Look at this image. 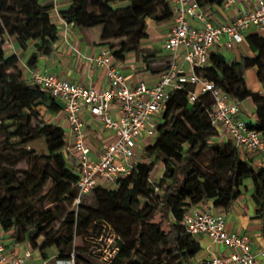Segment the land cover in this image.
I'll use <instances>...</instances> for the list:
<instances>
[{
  "label": "trees",
  "instance_id": "16d2710c",
  "mask_svg": "<svg viewBox=\"0 0 264 264\" xmlns=\"http://www.w3.org/2000/svg\"><path fill=\"white\" fill-rule=\"evenodd\" d=\"M114 1L71 0L70 6L59 13L66 23L79 29L102 26L103 45L110 44L112 39L128 38L132 45L124 41L119 43L111 49L113 56L122 61L128 53L134 52L151 66L149 51L143 46L149 36L148 19L169 21L173 17L170 2L121 0L129 5L113 8L111 3ZM199 1L202 6L211 2ZM215 1L223 4L225 0ZM54 6L53 2L43 0H0V34L15 37L22 50H27L31 43L36 48L27 60L29 67H37L41 55L49 56L55 50L59 29L53 18ZM11 7L17 14L7 13ZM90 8L98 12H91ZM243 42L250 55L241 54L238 59L231 60L222 53L211 52L209 63L197 73L215 82L233 100L241 102L251 98L259 109L264 110V94L254 92L246 80V71L256 67L264 88V34L250 32ZM19 63V55H7L0 44V111L11 113L10 119L16 121V130L10 134L22 139L23 151L38 155L42 150L53 167L35 165L26 171L23 179L4 169L0 184H5L9 193L0 197V229L10 232L8 239L13 242H27L34 249L55 246L61 259L70 260L73 227L69 236L55 239L46 232V223L53 217L51 212L34 214L26 208L27 199L43 191L50 180L55 200L75 201L78 195L75 186L78 176L69 168V158L63 152L65 128L45 116V112L47 115L59 113L63 106L48 91L31 84ZM213 104L209 93L191 102L187 90L173 91L159 121L154 142L144 150L153 161L138 163L114 188L97 186L82 197L79 207L93 197L104 217L108 212L124 215L114 221L118 251L111 258L112 264H195L194 258L202 247L183 223L188 207L200 203L207 205L212 201L214 207L228 214L248 180L253 185L258 207L256 218L264 222V168L254 165L250 159H243L232 141L211 142L221 137L211 120ZM248 125L264 136V118L257 124ZM209 148L213 149L214 156L211 164L206 166L203 155ZM74 161L73 166L79 167L76 159ZM158 161L163 162L164 170L159 182L153 184L148 175ZM20 184H24L23 193L19 191ZM141 198H146L147 203L137 209ZM41 238H44L42 242Z\"/></svg>",
  "mask_w": 264,
  "mask_h": 264
},
{
  "label": "built area",
  "instance_id": "2783aa9c",
  "mask_svg": "<svg viewBox=\"0 0 264 264\" xmlns=\"http://www.w3.org/2000/svg\"><path fill=\"white\" fill-rule=\"evenodd\" d=\"M168 1L174 19L164 45L169 56L168 66L154 83L142 80L135 86L130 85L121 60L105 48L90 57L92 62L105 69L107 81L101 88L76 83L26 64L28 81L48 91L63 106L61 111L67 120L63 152L68 157L74 156L79 166L75 183L78 188L76 204L97 186L114 188L120 178L131 174L142 162L138 153L139 141L155 139L161 116L171 93L176 90H187L191 102L198 100L202 94H211L214 100L212 123L219 129L221 137H229L220 144L232 141L238 149L243 148L249 153L259 151L264 156L263 133L250 127L240 117V103L215 82L197 73L209 63L216 45L232 50L244 41L251 29L264 32V0H251L250 9H243L238 16L219 23L210 18L199 0ZM236 1L225 0L223 6L231 10ZM54 11L59 15L56 5ZM114 111L116 115H113ZM86 114L96 118L113 135L101 150L94 149L90 144ZM96 126L94 123L90 127L95 130ZM218 138L211 142L218 144ZM183 223L194 237L208 235L230 249L229 253L214 255L203 264L258 263L249 235L230 232L224 215L202 208L186 213ZM26 244L22 253L11 254L0 234V264H29L34 250ZM117 251L114 246L111 258ZM261 254L264 255V249ZM62 261L64 264H76L75 257Z\"/></svg>",
  "mask_w": 264,
  "mask_h": 264
},
{
  "label": "rangeland",
  "instance_id": "374dc122",
  "mask_svg": "<svg viewBox=\"0 0 264 264\" xmlns=\"http://www.w3.org/2000/svg\"><path fill=\"white\" fill-rule=\"evenodd\" d=\"M43 1L46 2V0ZM56 1L59 7L61 3L66 2V0ZM128 5L129 2L121 0H116L111 3L113 8H123ZM90 11L95 13L98 12L95 8H90ZM16 12V9L13 7L9 8L7 11L9 14H17ZM165 23L169 24L168 22ZM1 24L2 19L0 17V25ZM96 28L101 31L102 35V26H98ZM123 41L127 42L129 46L132 45L128 38L112 39L110 44L104 45L105 49L112 52L111 49L113 47L116 48L118 44ZM163 41L164 35H161L160 32H156V34H154V36L147 41L148 43H144V47L146 48L148 45L151 46L150 49L154 51L158 60L157 68H160L164 72L168 66V59L162 52L164 46ZM100 43L102 44L101 39ZM0 44L3 45L7 55L13 53L17 54V52H19L15 43V38L11 37L7 33L0 34ZM35 50L36 48L34 44L31 43L27 50H21L19 52V57L27 61L31 53ZM128 54L136 55L134 52H130ZM42 56L44 55H41L40 57ZM19 65L21 66V61ZM246 80L247 85L254 92H258L262 89V83L258 78L256 67L249 68L246 71ZM1 96L0 88V99L2 98ZM239 103L240 117L247 123L252 122L253 124H257L259 121H262L264 118V110L261 108L259 109L252 99H246ZM41 110L43 111L42 108ZM10 115L11 113L0 111V180L3 178L4 169L19 174L20 178L23 179L26 171L31 170L35 165L40 168H52L53 164L49 163L44 157V152L42 150H39L38 155H30L29 153L23 151L22 148L24 143L22 142V139L11 136L10 132H14L17 125L15 120L10 119ZM45 116L49 118V115H47L46 112ZM99 126L101 129V137L98 138V135H95L94 133H90L89 136L90 144L96 150H101L105 145L104 135L106 131L102 130L104 129L102 124ZM33 128H35V124L33 125ZM152 141L153 139L149 138L139 141L138 153L143 163H150L153 161V158L147 156L144 152L146 146ZM213 156L214 154L212 148L205 151L203 155V162L206 166L211 164ZM68 158L70 161L69 168L77 174L79 172V168L77 166H73V163L75 162L74 156L70 155ZM163 170V162L158 161L153 171H151L148 175L149 181L153 184H157L161 179ZM51 189L52 181L50 180L47 185L44 186L43 191L38 193L35 197L27 199L26 208L33 210L34 214H42L46 211L51 212L53 217L46 223V232H50V235L55 239L60 238L61 236H69V232L72 230L71 227H73L74 245L71 251V258L75 257L76 264H112L110 258L115 246V238L118 236L114 221L117 220L118 217L124 215L121 212H108L106 217H104V215H101L102 212L99 205L95 202L93 197H89L84 202L82 207H79V204H76V202L72 199H66L64 201L55 200ZM19 191L21 193L25 192L24 184H20ZM8 193L9 192L5 184L1 183L0 197ZM146 203L147 199L141 198V204L137 206V209L143 208ZM72 220H74V223H72ZM0 234L5 239L8 238L10 232L0 229ZM43 240L44 238H41L40 242ZM14 243L15 242H13V244ZM26 243L27 242H16L15 245L9 243L10 253L18 254L21 246L24 249L27 247ZM33 250L34 256L31 259L33 260L31 261V264H64L62 261L64 259H61L60 253L55 246L47 247L45 249L33 248ZM34 260L38 261L35 262Z\"/></svg>",
  "mask_w": 264,
  "mask_h": 264
},
{
  "label": "crops",
  "instance_id": "0c3cea01",
  "mask_svg": "<svg viewBox=\"0 0 264 264\" xmlns=\"http://www.w3.org/2000/svg\"><path fill=\"white\" fill-rule=\"evenodd\" d=\"M50 1L57 6L58 11L68 8L71 4V0H66V2L61 3L59 7L56 0H46V2ZM203 7L207 11V14L210 16V18L214 22L219 23L227 22L233 17L238 16L243 9H250L252 7V1L237 0L231 10L225 9L223 4H219L215 0H211V2ZM60 16V13L58 15L55 11H53L54 21L57 23L59 28V39L55 44V50L49 56L40 57L37 68L56 73L59 76L76 83H81L84 85L93 84L97 88L105 86L107 81L105 69L97 66L90 60L91 56L97 55L102 49L105 48V46L100 43L102 36L101 31L97 30L96 27L85 29L73 27L66 23L63 18L61 19ZM165 22H168L169 24ZM165 22H157L153 19L148 20L149 36L144 40L146 42H143V46L144 43H148L147 41H149V39H151V37L154 36L156 32H160L161 35H164L163 44L165 45L166 39L173 26L174 19L172 17L169 21ZM256 31V29H251V31L247 32L246 34ZM262 34H264V32H262ZM15 43L20 52L22 49L18 46L16 41ZM150 48L151 46L149 45L146 47V49L149 51L151 66H148L142 58H138L137 55L134 54L126 55L125 59L121 61L123 72L130 85L135 86L139 81L142 80L151 84L160 78L163 71L160 68H157V57L154 51H152ZM226 50L227 49L224 46L216 45L212 52L222 53L231 60L238 59L241 54H251L245 42L236 44L232 50H227L228 52ZM19 52H17V55H19ZM162 52L169 60V56L165 51L164 46ZM20 61L22 69L27 76V61L22 58H20ZM258 92L264 94L263 86ZM113 115H116L115 111L113 112ZM95 119L96 118L90 116L89 114H86V130L89 133V136L90 133H94L95 135H98V138H100V124L98 120ZM49 121L60 124L63 127L67 126V120L63 111L49 115ZM94 123H96L97 126L95 130H92L90 126ZM250 124L253 123L251 122ZM104 129L102 130L106 131L104 135V142L106 143L113 137V135L111 132ZM227 139H229V137L225 135L223 137H219L218 142H225ZM153 142L154 140L151 143ZM239 152L243 159H250L254 165L264 168V156L259 151L249 153L243 148H239ZM246 184L247 186L244 189V192L234 203L231 211L228 214H225L223 210L214 207L212 201H210V203L207 205L201 203L195 205L192 204L188 207L187 213L194 212L202 208H210L213 213L224 215L227 220V228L230 232H239L249 235L252 244V250L256 254L258 260L257 264H264V255L261 254V250L264 249V222L262 219L256 218L258 207L254 199L253 185L250 180H248ZM197 239L200 242L202 249L200 253L194 258L195 264H202L214 255L227 254L230 252V249L227 246L214 241L208 235H202ZM5 241L8 244V248L10 247L9 243L13 244V241L8 238H5ZM13 245H15V243ZM23 250L24 248L21 246L19 248V253H22ZM31 261L33 260H30L29 264L32 263ZM34 261L37 262L38 260Z\"/></svg>",
  "mask_w": 264,
  "mask_h": 264
}]
</instances>
